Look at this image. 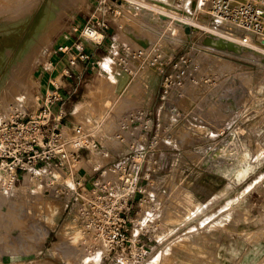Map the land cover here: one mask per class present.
<instances>
[{
    "label": "rangeland",
    "instance_id": "obj_1",
    "mask_svg": "<svg viewBox=\"0 0 264 264\" xmlns=\"http://www.w3.org/2000/svg\"><path fill=\"white\" fill-rule=\"evenodd\" d=\"M148 1L155 4L0 0V85L15 90L11 106H19L6 116L0 110V118L34 113L56 83L65 95L64 130L83 125L98 141L97 150H82L74 170L38 167L69 174L59 182L45 172L22 171L10 186H0V264H81L79 257H89L85 264H264V60L226 56L231 67L220 68L224 56L203 47L206 29L199 26L185 43H176L173 25L158 21ZM201 1L196 0L195 22L205 16L215 25L212 1ZM54 16L63 26L45 45L38 29ZM89 24L99 32L85 43L79 35ZM129 30L147 34L153 46L143 51L130 42ZM62 43L75 47L61 53ZM33 45L43 52L33 65L23 63ZM62 64L60 81L50 73ZM161 64L150 107L130 97V76ZM22 65L29 71L26 81L18 76ZM221 143L223 153L216 154ZM100 150L111 158L98 167L90 159ZM238 152L245 155L244 165L263 161L240 184L214 170ZM108 167L112 175L104 173ZM104 177L114 184L129 178L125 202L114 211L85 209L93 182ZM33 179L43 181L41 195L50 192L49 199L66 203L69 231L61 243L70 260L51 255L59 238L53 212L35 214L25 200L24 188ZM79 195L83 202L76 207Z\"/></svg>",
    "mask_w": 264,
    "mask_h": 264
},
{
    "label": "bare ground",
    "instance_id": "obj_2",
    "mask_svg": "<svg viewBox=\"0 0 264 264\" xmlns=\"http://www.w3.org/2000/svg\"><path fill=\"white\" fill-rule=\"evenodd\" d=\"M226 1H231L233 4H238V3L241 4L242 2H245L247 0H226ZM154 2L155 4H149L148 1L146 5L147 7L150 6L149 8L156 12L157 16L160 18L158 19V21L160 20L164 22V20H166V23L169 22L173 25L172 26L173 30L171 31V34L173 35V38L175 39L176 43L177 42L185 43V41L192 35L194 30H197L199 26L200 28L206 29L208 31V34L205 38L203 37V43H204L203 47H205V50L210 49L213 50L211 52L224 56V57H220L222 60L218 65L220 68L226 69L231 67L229 63L225 62L226 56L227 57L249 56L264 60V23H262L260 27L256 29L255 27H251L250 26L251 23H246V21L241 17L239 18H235V17L229 18L228 16L223 17L219 15L218 11L213 10L211 12H214V15L217 16L216 18L217 23H215V25L207 24L206 21L204 20L207 19V21L209 22V19L206 18L205 16L200 17L202 23L198 24L194 20L196 13L194 9L196 0H183L182 3L178 2L177 0H164V2L159 0H154ZM200 5L201 4H199L198 6ZM169 6L171 9L168 8ZM145 12H149V9L145 10ZM54 17L55 18L49 19L48 21L46 20L44 21V23H41L42 27H39L38 29V33H40V40L42 43H46L45 45H48L51 37L59 30H61L63 26L60 17H56V16ZM178 29L179 31L177 32ZM88 33H89L88 35L89 38H93V36L96 35L95 30H93L92 32L89 31ZM128 38L130 42L137 44L145 52H147L153 46L152 45L153 42H155L154 40L151 39V37L149 38L147 34L136 33L134 30H129ZM42 52H43L42 47H39V45L38 46L33 45L28 50L27 57L24 56L23 63H27L29 61L30 65L31 64L33 65V63L36 61V59L40 56ZM234 63L235 62H232V64ZM162 67L163 64L158 66H152V65L145 66L144 67L145 70L141 73V75L130 76L129 79V81L131 80L130 81L131 91L129 92L130 97H133V95H135L137 101L145 100L144 101L145 105L147 107H150V105L152 104L153 96L155 94L157 85L160 81L161 71L163 69ZM20 68L21 69H19L18 71V76L22 78L24 81H26L29 73L27 69V65H22ZM113 71L116 72L118 78H126L124 73L117 71L115 69H113ZM126 80H128V77L126 78ZM186 82H188V79H185V83ZM16 98H17V94H15V90L9 85L6 86V84H4L3 82V84L0 85V110L4 112L3 115L6 116L9 113H11V111L13 112L15 108L19 107L18 105L11 106V103L13 104L15 103L13 101H15ZM132 100L133 99H131V101ZM13 115H11L10 117H12ZM224 146H225L224 143L217 145V147L214 149V152L216 154L223 153L222 148ZM95 149L97 150L98 148H94L93 150ZM105 154L106 153L105 152L102 153L101 150L99 152L96 151L95 155L93 156V159H90L92 164L99 167L101 164L104 165V163L108 162L111 156H107ZM238 154L239 155L238 157L236 155L235 160L232 159L231 161H228L227 163L221 166H217L214 169L215 172H217L218 174L226 173L228 179L232 180L236 184H240L241 182H243L250 175V173L254 172L257 169V167L263 162L262 160L257 159L256 161L245 163V165L248 164V166L246 167L243 163V159L245 155L241 154V152H238ZM59 169L45 170L44 172L46 173V175L49 176L51 180H56L57 182H59L60 177H64V175L69 176V174L67 173L64 172L61 173ZM72 169L74 170V167H72ZM107 171H109L108 173L109 175L113 174V171L110 170V167H108L104 173H106ZM38 172L44 173L40 170H37V173ZM42 183L43 181L39 179V180H35V184L25 187L24 193L25 195L28 194L26 195L25 200L27 201L29 208L34 210L35 214L39 213L40 215L42 214L54 215L53 218L54 224L52 226V229L58 228L59 238L56 241H53L51 255L53 254L55 257L67 256L69 258L70 256H68V253L63 251V246H65V243H61V240H63V237L65 236L64 233L65 232L67 233L69 231V226L65 228L66 227L65 222H67V219L64 218L66 203L63 202L58 203L57 201L49 199V197L47 196L51 195L50 192L44 191L45 195H41L39 192V187L41 186ZM7 194L8 193H6V195ZM78 198L80 199H78L75 205L76 207H78L80 203L83 202V197L81 195H79ZM9 200L12 199L9 198ZM55 208L58 210V212L56 213H55ZM76 210L75 208H73L72 211L77 212ZM51 212L53 213L51 214ZM78 227L80 228L79 225ZM68 242L69 244H72L70 241ZM12 244L14 246H17L16 243L14 242H12ZM79 255L81 256V254ZM88 258L89 257H79L80 263L85 264Z\"/></svg>",
    "mask_w": 264,
    "mask_h": 264
},
{
    "label": "built area",
    "instance_id": "obj_3",
    "mask_svg": "<svg viewBox=\"0 0 264 264\" xmlns=\"http://www.w3.org/2000/svg\"><path fill=\"white\" fill-rule=\"evenodd\" d=\"M209 1L204 0L203 4L209 5ZM211 1L209 9L218 11L220 16L241 17L256 29L264 23V0H247L241 4L226 0ZM96 26L89 24L79 35L80 40L82 38L85 43L90 42L88 32L95 30V41L99 32ZM74 47L62 43L57 51L69 53ZM79 47L82 50L83 45H76V48ZM70 63L77 65V56L72 57ZM64 98L62 89L54 83L46 89L40 107L34 113L0 118V186H10L19 172L37 171L44 164L55 165L62 170L65 167L71 169L76 165V160L80 159L84 148L98 147L95 134L89 133L85 126H76L72 133L64 130L65 114L60 105ZM126 181L120 180L119 184L115 182L117 185L106 178L93 182V195L86 198L85 209L116 210L118 204L125 202ZM84 183V180L79 181L80 185Z\"/></svg>",
    "mask_w": 264,
    "mask_h": 264
},
{
    "label": "crops",
    "instance_id": "obj_4",
    "mask_svg": "<svg viewBox=\"0 0 264 264\" xmlns=\"http://www.w3.org/2000/svg\"><path fill=\"white\" fill-rule=\"evenodd\" d=\"M62 63V62H61ZM64 66H63V64L62 65H59V67L58 66H56V70H54V71H51V76H53V75H56V78H60L59 80L60 81H62V78L64 77H62V72H61V68H63ZM49 77H50V75H49ZM52 79H54V78H52ZM62 83H64L65 85L67 84V82L66 81H63Z\"/></svg>",
    "mask_w": 264,
    "mask_h": 264
}]
</instances>
